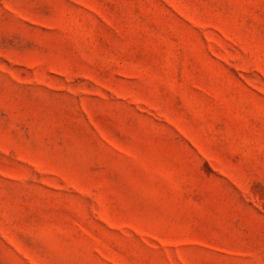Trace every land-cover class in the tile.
Masks as SVG:
<instances>
[{
    "label": "rangeland",
    "instance_id": "rangeland-1",
    "mask_svg": "<svg viewBox=\"0 0 264 264\" xmlns=\"http://www.w3.org/2000/svg\"><path fill=\"white\" fill-rule=\"evenodd\" d=\"M0 264H264V0H0Z\"/></svg>",
    "mask_w": 264,
    "mask_h": 264
}]
</instances>
